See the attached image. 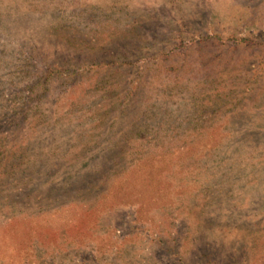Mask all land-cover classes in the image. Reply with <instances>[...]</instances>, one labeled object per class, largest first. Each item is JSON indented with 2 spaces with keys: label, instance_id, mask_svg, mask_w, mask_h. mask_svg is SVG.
<instances>
[{
  "label": "rangeland",
  "instance_id": "1",
  "mask_svg": "<svg viewBox=\"0 0 264 264\" xmlns=\"http://www.w3.org/2000/svg\"><path fill=\"white\" fill-rule=\"evenodd\" d=\"M0 264H264V0H0Z\"/></svg>",
  "mask_w": 264,
  "mask_h": 264
}]
</instances>
